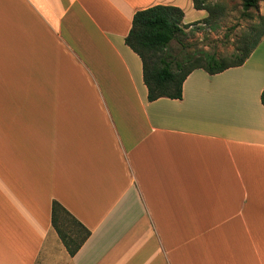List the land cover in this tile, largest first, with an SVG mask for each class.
Here are the masks:
<instances>
[{"label":"crops","instance_id":"crops-1","mask_svg":"<svg viewBox=\"0 0 264 264\" xmlns=\"http://www.w3.org/2000/svg\"><path fill=\"white\" fill-rule=\"evenodd\" d=\"M0 0V264H264V55L148 100L136 11ZM60 202L91 234L72 256Z\"/></svg>","mask_w":264,"mask_h":264},{"label":"trees","instance_id":"trees-1","mask_svg":"<svg viewBox=\"0 0 264 264\" xmlns=\"http://www.w3.org/2000/svg\"><path fill=\"white\" fill-rule=\"evenodd\" d=\"M261 0H243V7L249 10ZM196 9H205L208 15L201 19L202 23L215 26L222 9L212 0H193ZM184 10L175 5L156 4L135 12L132 26L125 42L141 58L143 78L148 89V100L160 97L182 98L183 83L195 69L202 68L210 74L222 72L228 68L242 65L260 43L264 35V18L251 28L242 45L229 56H218L215 52L199 50L187 53L182 60H173L167 54L170 42L185 28L194 22L184 23ZM264 105V89L261 93ZM69 217L77 225L73 233L62 230L61 224ZM52 225L70 255H74L88 239L91 231L78 221L60 202H52Z\"/></svg>","mask_w":264,"mask_h":264},{"label":"rangeland","instance_id":"rangeland-1","mask_svg":"<svg viewBox=\"0 0 264 264\" xmlns=\"http://www.w3.org/2000/svg\"><path fill=\"white\" fill-rule=\"evenodd\" d=\"M222 9L215 26L209 23L194 22L179 33L169 44L167 54L173 60L184 59L187 53L199 50L215 52L218 56L227 57L242 45L252 27L264 18V0L249 10L243 7V0H212ZM264 55V35L261 36L256 55ZM66 233H73L77 225L68 216L61 224Z\"/></svg>","mask_w":264,"mask_h":264}]
</instances>
